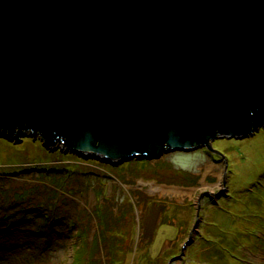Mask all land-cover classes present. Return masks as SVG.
Returning a JSON list of instances; mask_svg holds the SVG:
<instances>
[{"label": "water", "instance_id": "water-1", "mask_svg": "<svg viewBox=\"0 0 264 264\" xmlns=\"http://www.w3.org/2000/svg\"><path fill=\"white\" fill-rule=\"evenodd\" d=\"M263 128L264 0H0V140L226 159Z\"/></svg>", "mask_w": 264, "mask_h": 264}, {"label": "rangeland", "instance_id": "rangeland-1", "mask_svg": "<svg viewBox=\"0 0 264 264\" xmlns=\"http://www.w3.org/2000/svg\"><path fill=\"white\" fill-rule=\"evenodd\" d=\"M214 148L226 159L201 148L110 163L50 151L30 136L20 144L1 139L0 174L20 170L10 178V188L26 190V202L44 201L29 195L30 189L49 201L57 186L76 184L75 173L85 178L74 192L59 190L60 195L46 202L48 208L40 209L49 214L66 202L56 211L67 218L54 223L55 231L39 236L48 237L43 238L48 245L41 241L34 247L29 241L39 238L29 231L43 226L41 220L19 218L12 234H0V240L13 238L18 247L26 244V249L14 251V244L6 245L7 250L0 244V264H78L79 251H88L82 264H110L111 259L113 264H150L157 258L158 264H264V128L243 139H219ZM53 167H67L71 175L52 183L45 169ZM2 182L1 188L9 186L7 179ZM41 211H29L24 218L40 217ZM105 236L109 245L101 242ZM122 246L144 251L123 254ZM168 251L179 257L169 261L164 256Z\"/></svg>", "mask_w": 264, "mask_h": 264}, {"label": "trees", "instance_id": "trees-1", "mask_svg": "<svg viewBox=\"0 0 264 264\" xmlns=\"http://www.w3.org/2000/svg\"><path fill=\"white\" fill-rule=\"evenodd\" d=\"M26 163H32V162H26ZM68 169L69 168H67V167H60V168L53 167V168H46L45 170H48V171H46L47 173H49V175H47V176L51 177L52 183H54V182L59 181V179H66L68 176H70L71 175L70 173L72 171H69ZM18 174H20L19 169H17V171L13 172V173L0 174V184L3 183L2 181H4L5 179H7L9 182V186L5 185V187H3V188L0 187V223L1 224L6 223L3 225V227H1L2 230L0 229V234H10V233L12 234V231L10 229L14 228V226L18 223V221H16V220L19 218H20L19 221H29V220H41L42 221L43 226L29 231V232H33L32 235H34V236L39 237L41 235H47V233H50V231H55L53 228L54 223L59 222L60 220L63 221V220H65V218H67V216H65L64 213L56 211L57 209H60L62 206H65L66 202L63 203L65 205L62 204L61 206H58L52 213L50 212L49 214L47 213L48 212L47 209H46L47 210L46 213H43L40 209H44L46 207L48 208V205L50 204L49 201L50 200L52 201L53 195L54 196L60 195V193L58 192L59 190H63V192H67V193L70 190L74 192V190L76 189V185L80 182V180L84 179L85 177L81 174L76 175L77 173H75L74 175L76 176V184H72L70 186H62L61 189H60V186L56 185L57 190L53 189L51 191V195H48L49 196L48 198H50L49 201H46V198H45V196H47L46 194L39 193L36 189H30L29 195L39 196L41 199L42 198L44 199L42 204H38V203L26 202L25 197L22 195L26 192V190H24L22 188L18 189L15 186L10 188L12 185V183H11L12 180L10 178L12 176H16ZM66 174H67V176L64 177V175H66ZM1 178L3 180H1ZM46 202L48 203V205L46 204ZM17 211H19V212L17 213ZM29 211H31V212L32 211H41V212H38L40 217H35L34 215H31L30 218H28V219L24 218L26 216V214H28ZM15 214H17V217L14 216ZM51 214H52V216H50ZM51 219H52L51 223L48 224L49 220H51ZM26 231H27V229H24V228H22V230H21V232L23 234L26 233ZM37 237H35V238H37ZM43 238H48V237H43ZM43 238L39 237L37 239H34L32 237V238H29V241H30V244L34 243V247H38V244H36V243H40L41 241H44V244L48 245V243H49L48 239H43ZM12 239L13 238H8L7 240H0V244L3 246V250L8 249V247L6 245L12 243L11 242ZM103 239L101 242L108 244V242H107L108 236H105L106 241H104ZM98 242H99V240H98ZM12 244H14V243H12ZM25 246H26L25 243H23L19 247L14 244V246L10 245V248H12L13 251L16 250L17 248L18 249L20 248L19 250H22V249H26ZM42 246L40 248L41 250H42ZM21 247H23V248H21ZM109 249H110V247H109ZM139 250L144 251V248L135 249V250H133V249L131 250L128 247H126L124 249V246H122V248H121V251L123 252V254L125 252L131 253L133 251H139ZM87 254H88V251H87ZM87 254L84 251H82V253H80V251H79V257L80 258L78 260L81 259V261H79L78 264H82L84 256L85 255L87 256ZM7 256H8V254H7ZM164 256H165V258L168 257L169 261H171L173 258L179 257L177 254H174V255L171 254L170 251H168ZM1 257H3V256L1 255ZM6 259H7V257H5V260ZM117 261L122 263L123 258H122V260H117ZM150 262H152L150 264H158V258L155 260H151ZM113 263H114L113 259H111L110 264H113Z\"/></svg>", "mask_w": 264, "mask_h": 264}]
</instances>
